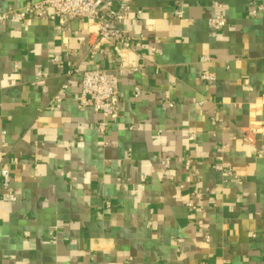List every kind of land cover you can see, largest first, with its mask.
Here are the masks:
<instances>
[{"label":"crops","instance_id":"1","mask_svg":"<svg viewBox=\"0 0 264 264\" xmlns=\"http://www.w3.org/2000/svg\"><path fill=\"white\" fill-rule=\"evenodd\" d=\"M37 1L0 0V264H264V0H133L128 50L5 17ZM96 67L124 68L105 129L77 101Z\"/></svg>","mask_w":264,"mask_h":264},{"label":"built area","instance_id":"2","mask_svg":"<svg viewBox=\"0 0 264 264\" xmlns=\"http://www.w3.org/2000/svg\"><path fill=\"white\" fill-rule=\"evenodd\" d=\"M133 0H39L37 2H27L18 9L11 10L5 17L15 20H24L33 18L38 20H53L62 25L67 24L68 20L78 18L81 20L98 22V38L99 40L108 42H117L121 49L128 50L134 42L140 41L142 38L132 36L118 28L117 23L124 19L130 12ZM215 7L221 8L219 3L214 4ZM264 9L263 5L252 8L251 13L256 14L258 10ZM225 26V17L222 12L216 13L210 20V27L219 31ZM96 52V45L93 48ZM208 59V58H207ZM137 70V66L132 67ZM78 71V70H75ZM124 72V68L120 67L115 72L96 67L91 70L81 72V91L77 97L78 104L81 108H92L98 112L102 119L100 127L105 129L109 122L117 116L118 98L120 95L118 76ZM40 73L37 74L40 77ZM201 78L203 80H213V76L208 70H205ZM141 91L137 88L135 96H140ZM245 140L254 143L255 135L251 130H245ZM264 150V145L262 146ZM186 161V166H189ZM165 166L170 164L169 159L164 160ZM2 188L8 190L10 187V174L8 169H1ZM234 178L237 179V176ZM9 199H13L14 195L7 193ZM190 208H195L192 202L188 203ZM207 239H209L207 237Z\"/></svg>","mask_w":264,"mask_h":264}]
</instances>
